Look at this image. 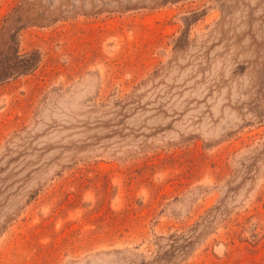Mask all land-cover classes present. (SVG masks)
I'll list each match as a JSON object with an SVG mask.
<instances>
[{
    "label": "rangeland",
    "instance_id": "obj_1",
    "mask_svg": "<svg viewBox=\"0 0 264 264\" xmlns=\"http://www.w3.org/2000/svg\"><path fill=\"white\" fill-rule=\"evenodd\" d=\"M94 1L20 16L39 61L0 84V264H158L213 207L165 264H264V0Z\"/></svg>",
    "mask_w": 264,
    "mask_h": 264
},
{
    "label": "trees",
    "instance_id": "obj_2",
    "mask_svg": "<svg viewBox=\"0 0 264 264\" xmlns=\"http://www.w3.org/2000/svg\"><path fill=\"white\" fill-rule=\"evenodd\" d=\"M55 1L57 3L51 2L49 5H44L45 8L51 10L46 13L41 11V9L37 10L38 7L31 6L32 3H40V0H25V9L22 6L15 7L13 12L5 18V22L1 28L4 35L1 34L0 36V84L8 80L9 78L25 75L30 70H33L39 61L37 57L33 56L25 58L24 55H20L18 53V50L13 47L15 44V36H17L19 30L22 29L25 24H27V22H23L22 18L20 17L21 15H23V13H25V17L27 15L31 17L34 14V18H30L31 20L48 23L50 21H53L55 17L57 18L66 15L63 14V12L96 13L100 12L101 8L106 7L104 2L95 3L94 0H90L92 1L90 4V8H84V6L78 8V6H73L72 8H66V10H64V7H60L73 5L72 3H74L75 0ZM12 30L13 33L10 35L9 32H11ZM10 47L11 51H9ZM216 209L218 208L213 207L210 210L208 216L206 215L204 218H202L201 222H197L192 227H190L186 235H184L182 239L176 238L175 243L172 244L171 247H169V249L166 251L167 253H165V255L162 257H157V263L165 264L171 262L173 258H183L186 253L189 252L191 246L196 243V239L200 238V236L204 234V232L212 224L213 218L215 217L212 212H214V210ZM201 225L202 228L201 230H199V227Z\"/></svg>",
    "mask_w": 264,
    "mask_h": 264
}]
</instances>
